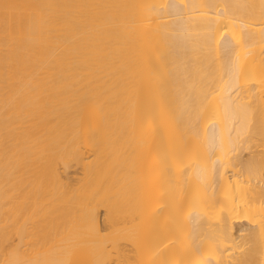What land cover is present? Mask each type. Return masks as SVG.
Returning <instances> with one entry per match:
<instances>
[{
	"label": "bare ground",
	"instance_id": "obj_1",
	"mask_svg": "<svg viewBox=\"0 0 264 264\" xmlns=\"http://www.w3.org/2000/svg\"><path fill=\"white\" fill-rule=\"evenodd\" d=\"M0 264H264V0H0Z\"/></svg>",
	"mask_w": 264,
	"mask_h": 264
},
{
	"label": "rangeland",
	"instance_id": "obj_2",
	"mask_svg": "<svg viewBox=\"0 0 264 264\" xmlns=\"http://www.w3.org/2000/svg\"><path fill=\"white\" fill-rule=\"evenodd\" d=\"M245 154H248V152L246 151ZM75 169H76V167H72L70 170L73 171V173H74ZM73 173H72V175L75 176V173L74 174ZM16 242H17V240L15 241V243Z\"/></svg>",
	"mask_w": 264,
	"mask_h": 264
}]
</instances>
